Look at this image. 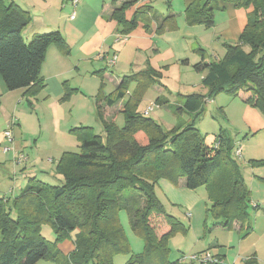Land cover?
I'll return each instance as SVG.
<instances>
[{"label":"trees","instance_id":"16d2710c","mask_svg":"<svg viewBox=\"0 0 264 264\" xmlns=\"http://www.w3.org/2000/svg\"><path fill=\"white\" fill-rule=\"evenodd\" d=\"M139 1L126 0L114 9L112 19L121 36L129 35L140 23L149 28L154 22V8L140 6ZM221 3L252 10L239 43L225 44L221 59L206 64L207 52L197 49L201 61L193 69L204 74L202 85L208 95H180L183 101L175 110L178 115H191V121L179 122L167 133L139 111L148 89L165 88L162 72L148 69L125 76L108 94L106 70L96 72L101 79L97 118L104 136L89 126L73 128L70 133L77 137L79 151L65 152L59 159L60 185L31 177L19 196L12 200L0 197V264H114L116 256L131 252L120 219L122 210L128 212L133 233L144 243L143 252L132 255L126 264H180L170 260V242L188 235L190 226L166 212L156 194L161 180L191 191L205 187L210 201L206 211L217 226L230 229L239 223L241 230L251 228L252 195L232 156L234 139L221 130L214 144L208 145L195 124L207 100L220 93L238 97L264 114V0H194L184 12L185 21L210 29ZM32 22L31 14L15 0H0V77L10 91L25 89L33 96L44 88L41 68L49 46L55 43L66 53L69 47L60 31L25 40L24 31ZM178 27L177 17L169 15L158 24L157 33ZM132 84L137 86L130 94ZM74 91L61 101L70 99ZM122 100H126L121 112L124 125L119 127L106 120L104 107H114ZM155 104L162 107L169 101L160 96ZM251 164L264 162L251 160ZM128 191L132 193L127 195ZM135 203L138 206L133 208ZM45 226L54 234L52 242L43 234ZM75 231L73 251L66 257L59 244Z\"/></svg>","mask_w":264,"mask_h":264},{"label":"crops","instance_id":"0c3cea01","mask_svg":"<svg viewBox=\"0 0 264 264\" xmlns=\"http://www.w3.org/2000/svg\"><path fill=\"white\" fill-rule=\"evenodd\" d=\"M15 1L30 14L35 13V10L33 11V8L29 7L24 1ZM124 1L126 0H119L114 4L113 0H81L77 7L69 4L65 8L67 16H59V20L56 22L57 24L53 22V20L46 19V17L43 19L40 16L31 14L33 22L24 31L25 39L30 40L35 34L60 31L68 44L69 51L68 53L64 52L63 49L55 43L49 46L45 61L41 68V79L44 88L37 95L32 96L27 94L25 89L10 91L3 78L0 77V109L8 114L14 107L18 109L19 104L27 101L30 108L35 111L34 115L41 121L42 117H46L48 112H52L58 105L64 102L61 101V99L65 94L75 90L70 99L72 111L77 108L72 102L81 103L82 96L86 98L87 103L81 105V107H85V109L82 119L79 120L80 122H75L74 119H71V122L68 123L67 130L70 133V130L73 128L89 125L83 124L85 117L88 118V120L85 121L87 123H90L93 119L98 120L97 96L101 79L95 73L103 70H106L104 74L106 94L112 92L123 77L129 76V73L133 75L148 69L162 72L161 85L165 86V88L156 85L150 89L159 90L164 94L168 91L167 86L163 82L164 78L169 77V74H175L176 78L180 81V87L182 89L177 98L181 100L182 104L183 100L180 95L192 94L194 93L192 91H196L199 87H204L202 85L204 74L198 73L193 69V66L201 61V58L196 53L197 49L202 48L207 52L208 59L205 62L206 64L213 62V59L218 61L225 55V44L236 45L239 43L242 32L249 20V13L252 10L236 9L233 5L221 3L219 7V11L223 14L221 20L218 22V15H216L215 26L208 29L204 26H189L187 24L184 12L193 0H186L183 16L177 18L179 26L177 30L158 34L157 26L164 17L157 15L149 28L143 23H140L129 35L121 36L119 34L121 33L119 25L117 21L112 19V14L114 9L120 7ZM142 4L146 3L140 0L138 5L141 6ZM133 11L134 9L128 12V18L132 16ZM41 12L43 13V11ZM45 12H47V9ZM74 13L75 18L71 19ZM171 15L175 14L173 13ZM217 28H220L217 31L219 36L215 34L211 36L208 33ZM209 47L212 49V55H215L222 49L223 56L217 55L215 58H211L208 52L210 51L208 50ZM114 57H117L116 63L114 66H110L109 62L113 60ZM184 61H187V63ZM136 86L137 84H132L130 94L135 90ZM157 87L160 89H156ZM168 101L169 104L167 105L170 106V100ZM125 103L126 100H122L114 107H104L106 120L115 121L118 124L120 117L123 116L121 112ZM16 104H18L17 107ZM145 110L141 111L139 109L141 113H144ZM182 116H187V120L183 123H189L191 121V115L183 114ZM18 126L20 127L21 124H18ZM89 127L92 126L89 125ZM4 139V133H0V146L5 142ZM59 153L60 154L55 153L53 155L60 159L65 152L61 151ZM33 160L34 165H36L38 158H33ZM56 161L57 160L51 159V163ZM27 167L28 164L22 166V168L25 169ZM26 173L27 174L23 175L26 177L25 179L28 183V179L31 177L28 176L29 172L26 171ZM33 173H35L34 177L38 178L39 175L37 171ZM255 179H252L253 181L251 182L252 189L255 188ZM257 179L260 181L259 187L256 188L258 192H253L250 204V226L252 228V234L247 236L249 240H255L252 243L254 247L252 248L253 254L246 259H235L234 264H264V181L262 180L264 176L257 177ZM157 186L167 195L172 205L183 206L187 211L192 210L195 213L200 208V197L203 199L207 194V192L198 193V190L183 191L188 189L184 187L175 188L166 180L159 181ZM177 189H179V191ZM2 196H6V194L0 192V197ZM192 218L194 227L198 220H196V218L194 219V215L192 217L191 214V217L188 219L191 220ZM232 228H236V231L239 233L242 232L239 224L237 226L235 223V226ZM222 229L228 230V228ZM243 243L244 242H240L239 245L240 253L244 248ZM213 246L215 245L207 246L208 248L203 250L198 249L194 254L209 251L213 257L222 259L220 260L222 264H227L226 254L223 251L226 247L224 242H222L220 246L223 249H218L217 247L214 248V251H211ZM184 257L185 256L182 254L180 260L177 261H179L180 264H197L192 262L187 263L185 261L182 262Z\"/></svg>","mask_w":264,"mask_h":264},{"label":"rangeland","instance_id":"374dc122","mask_svg":"<svg viewBox=\"0 0 264 264\" xmlns=\"http://www.w3.org/2000/svg\"><path fill=\"white\" fill-rule=\"evenodd\" d=\"M22 1L27 3L29 7L33 8V11L35 10V13H31L32 15L40 16L43 19L46 17V19L53 20L55 23L59 20V16H67L65 8L71 4L69 0ZM168 2L171 5L168 4ZM185 2L186 0H148L146 1V4L154 8L155 16L160 15L166 17L174 13L177 18H181L183 16ZM46 9L47 12H45ZM41 11H43V13ZM216 15H218V22H220L221 16L223 15L222 12L218 11L216 12ZM219 29L220 28H217L208 33L211 36L214 34L219 36V33L217 32ZM208 50H210L208 52L211 58H215L217 55L223 56L222 49L215 55H212L213 52L210 47ZM213 61L216 60L213 59ZM130 74L132 73H129L128 75ZM163 82L167 86V93L165 92L163 94L159 90L148 89L145 98L139 104V109L142 111L151 105H155L154 110L150 113L149 117H145L153 119L164 129L165 132L170 133L179 122L187 120V116L175 113V110L181 105V100L177 98L180 90H182L179 79L176 78L175 74H169V77H165ZM156 89L160 88L157 87ZM192 92L206 96L208 95V90L205 87H199L196 91ZM160 96H165L170 100L171 105H165L162 107L157 106L155 101ZM70 99L64 101L61 105H58L52 112H48L46 117H42L41 121L34 115L35 111L30 108L27 101L19 104V106L16 104L18 109H15L14 107V109H12V111L10 110L8 114L0 109V133H4L5 137V132L10 131L13 139V142L10 143L5 138V142L0 146V192L5 193L6 198L12 200L16 195H19L24 191L28 184L25 179L26 177L23 175L27 174L26 171L29 172V177H34L35 173L33 172L37 171L40 180H45V182H49L55 186L60 185L59 180H62V178L60 175L56 174L59 157L54 156L53 154H60L59 152L61 151L72 153L79 151L77 137L74 136V134L69 133L67 125L71 122V119H74L75 122H80L79 120L82 119L85 109V107H81V105L87 103L86 98L82 96L81 103L78 104L75 101L72 102V104L77 107L72 111L73 109L71 107ZM178 99L179 101L177 102ZM246 105L247 104L238 97H233L226 93H220L212 99L207 100L204 112H202L199 118H197L195 127L205 138L208 145H213L216 135L221 130H225L234 139L235 145L240 144L242 146V159H239L236 156V149L233 151L232 156L237 160L241 167L242 175L252 195L253 192H258V189L256 188L259 187L260 181L257 177L264 176V165L252 166L251 164V160L264 162V114L257 109ZM86 120H88L87 117H85L83 124H89L94 128V131L97 134L104 136L102 125L97 119L89 120L90 123L85 122ZM11 122H15V125L12 127H10ZM18 124H21V126L19 127ZM117 125L123 127V116L120 117ZM6 148H8L9 151H4ZM21 152L27 156L28 160L26 163L16 165L14 164V157L16 153ZM33 158H38L36 165H34ZM51 159L57 161L51 163ZM24 164H28L26 169L22 168ZM252 179H255L256 181L254 185L255 188L253 189L251 188ZM177 190L179 191V189ZM183 191L188 192L189 190ZM198 191V193L207 192L205 187L199 188ZM156 192L157 196L165 205L167 213L176 216L188 227L191 226L188 235L178 236L170 242L171 261L180 260L182 254L185 257H191L198 249L203 250L210 245H215L211 251H214V248L217 247L218 249H223L220 247L222 242H224L226 246L223 251L226 254L227 264H234L235 259H246L252 256V248H254L252 243L255 240H249L247 237L252 234V228H245L241 233L237 232L236 228H232L233 230H223L222 227L219 228L220 226L218 227L216 225L217 221L213 215L208 214L206 211L209 207L208 204L210 203L207 194L203 199L200 197V208L195 213L192 210L187 211L183 206L172 205L169 202L170 199L160 190L159 186H157ZM131 193L132 191L126 192L127 195ZM131 205H133V208L138 206L136 203ZM187 213H191L192 217L194 215V219L196 218V220H198L194 227L193 218L191 220L188 219ZM120 219L127 233L131 245V252L125 255L116 256L114 264H126L132 255L140 254L144 249L143 241L138 238L131 229L130 216L126 210L121 211ZM236 224L238 226L239 223ZM77 232L78 231L73 232L71 237L59 244V249L66 257L70 255L74 248ZM43 234L48 241L52 242L54 240V234L49 226L43 228ZM240 242H244V248L241 253L239 249ZM185 262L189 263L190 261L188 260ZM39 264L56 263L43 261Z\"/></svg>","mask_w":264,"mask_h":264},{"label":"built area","instance_id":"2783aa9c","mask_svg":"<svg viewBox=\"0 0 264 264\" xmlns=\"http://www.w3.org/2000/svg\"><path fill=\"white\" fill-rule=\"evenodd\" d=\"M69 1L74 7H77V5L79 4V2L81 0H69ZM146 1H148V0H142V2H144V3H146ZM74 18H75V13L71 16V19H74ZM116 60H117V57H114L113 60H111L109 62L110 66H114L116 63ZM154 106L155 105L149 106L145 110L144 115L145 116L149 115L154 110ZM13 125H15V122L10 123V127H12ZM5 138L10 143L13 142L12 134L10 131L5 132ZM235 149H236V156L239 159H242V151H243L242 146L240 144L235 145ZM4 151H9V149L6 148ZM27 160H28V158L24 153H16V155L14 157V164H16V165L23 164V163H26ZM187 217L190 218L191 214L187 213ZM188 260L192 263H198V264H212V263H219L220 264L221 263L220 260L213 257L210 252H204L201 254H194L191 257H184L182 261H188Z\"/></svg>","mask_w":264,"mask_h":264}]
</instances>
